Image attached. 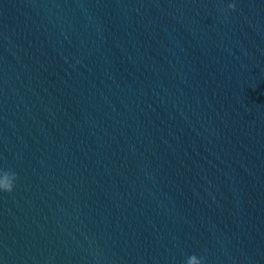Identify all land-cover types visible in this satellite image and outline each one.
Returning a JSON list of instances; mask_svg holds the SVG:
<instances>
[{"label":"water","instance_id":"water-1","mask_svg":"<svg viewBox=\"0 0 264 264\" xmlns=\"http://www.w3.org/2000/svg\"><path fill=\"white\" fill-rule=\"evenodd\" d=\"M0 264H264V0H0Z\"/></svg>","mask_w":264,"mask_h":264},{"label":"clouds","instance_id":"clouds-1","mask_svg":"<svg viewBox=\"0 0 264 264\" xmlns=\"http://www.w3.org/2000/svg\"><path fill=\"white\" fill-rule=\"evenodd\" d=\"M12 183H11V186L9 187V188H7V189H0V190H4V191H11L12 190Z\"/></svg>","mask_w":264,"mask_h":264}]
</instances>
